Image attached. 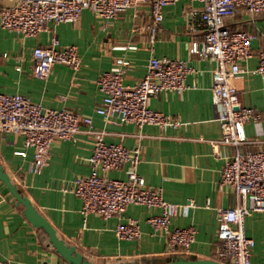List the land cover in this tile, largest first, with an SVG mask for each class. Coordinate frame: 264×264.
Returning a JSON list of instances; mask_svg holds the SVG:
<instances>
[{
  "label": "crops",
  "instance_id": "0c3cea01",
  "mask_svg": "<svg viewBox=\"0 0 264 264\" xmlns=\"http://www.w3.org/2000/svg\"><path fill=\"white\" fill-rule=\"evenodd\" d=\"M16 1L0 0V12ZM199 7L200 3L189 0L165 6L154 42L150 41L149 2L132 6L108 22L84 9L78 21L49 23L36 36H25L0 24V92H19L46 107L73 108L92 117L96 127L104 128L107 141L128 147L141 143L138 171L145 186L162 187L163 196L169 201L195 202L186 213H178L171 220V226L194 225L195 240L188 251L170 252L164 231L153 229L148 222L149 216L161 212L159 207L131 203L122 215H84L81 198L62 189L90 173V133L80 132L76 141L53 140L48 164L34 172L30 170L33 149L25 146L24 136L5 132L0 137V162L5 170L55 226L59 236L75 245L92 264H154L176 255L219 260L221 241L216 209L234 206L239 199L234 189L221 181L225 156L232 147L220 145L216 150L211 142L220 137L218 108L211 90L216 61L189 50L191 40L202 39L199 18L192 20L193 28L188 18L189 11ZM229 24L256 34L252 40L254 54L242 65L235 81L241 104L255 107L263 118L260 127L252 120L246 123L247 135L255 142L244 148H264V76L244 71L246 66L254 68L258 64V52L264 46V14L252 15L241 8ZM53 35L58 36L60 46L75 44L82 63L77 70L55 63L51 74L41 78L33 73L32 52L36 46L48 45ZM122 46L128 47L122 50ZM153 55L185 59L194 68L186 77L188 87L183 92L163 90L151 99L154 109L179 119L181 124L162 128L146 123L140 128L131 122H107L95 110L102 100L97 83L100 73L110 69L118 56H124L128 61L125 82L134 84L146 74ZM126 167L127 164L107 174L126 178ZM130 217L139 220L140 238L123 239L117 235V223ZM244 225L246 234L254 239L251 264H264V211L246 215ZM45 232L29 221L23 205L17 204L0 180V264H70Z\"/></svg>",
  "mask_w": 264,
  "mask_h": 264
},
{
  "label": "built area",
  "instance_id": "2783aa9c",
  "mask_svg": "<svg viewBox=\"0 0 264 264\" xmlns=\"http://www.w3.org/2000/svg\"><path fill=\"white\" fill-rule=\"evenodd\" d=\"M179 0H17L2 8L0 24L25 36H36L49 23L76 22L84 9H90L106 22L132 6L149 2L152 23L151 42L160 26L167 5ZM200 3L189 11V26L199 18L202 39L189 43L191 53L212 57L216 66L212 71V101L218 108L220 137L211 142L218 150L220 145L232 147L225 156L221 181L231 186L239 201L234 206L217 207L218 238L221 247L220 261L226 264H251L254 239L245 232V216L253 211H264V148L246 149L255 142L246 132V123L254 121L260 127L262 113L253 106L242 105L236 78L242 65L253 56L252 40L256 34L249 29L229 24L238 9L252 15L264 14V0H189ZM129 46V45H128ZM128 46H122V50ZM132 47V46H131ZM125 51V50H124ZM258 64L244 71L264 76V46L258 52ZM33 73L47 78L55 63H64L77 70L81 57L75 44L60 46L57 35L48 45H39L32 52ZM20 68V66H18ZM128 61L118 56L114 65L102 71L97 79L102 100L95 110L107 122H131L138 127L152 123L162 128L178 127L181 121L151 106V99L160 91L178 93L187 87L186 77L194 68L185 59L169 56H151L146 74L134 84L125 82ZM117 118V119H115ZM5 132L24 136L26 147L33 149L30 170L41 171L48 164L52 142L55 139L76 141L80 132L90 133L93 147L90 155L91 171L79 176L71 186L64 185L82 200V213H96L103 218L122 215L131 203L159 207L161 212L148 217L155 230H163L170 252L183 253L195 240L194 225L171 226L178 213H186L194 201L177 203L164 198L162 187H146L138 166L142 161V145L128 147L107 141L104 128L96 127L93 119L77 110L62 106L46 107L22 93L0 92V137ZM24 153V151H19ZM127 164L126 178L111 177L108 171ZM116 232L120 238L133 239L142 235L139 220L130 217L118 222ZM45 264H55L47 262Z\"/></svg>",
  "mask_w": 264,
  "mask_h": 264
},
{
  "label": "water",
  "instance_id": "95a60500",
  "mask_svg": "<svg viewBox=\"0 0 264 264\" xmlns=\"http://www.w3.org/2000/svg\"><path fill=\"white\" fill-rule=\"evenodd\" d=\"M0 180L4 182L10 192L16 198L17 204L23 205L24 214L29 221L37 226L43 228L49 235V240L65 260L70 264H92L84 255L77 250L75 245L69 244L65 239L61 238L55 226L50 220L42 214L36 207L29 196L24 194L22 189L12 180L5 167L0 162ZM154 264H226L220 260L212 258H197L196 255H191L189 258L184 255L169 256L165 261Z\"/></svg>",
  "mask_w": 264,
  "mask_h": 264
},
{
  "label": "trees",
  "instance_id": "16d2710c",
  "mask_svg": "<svg viewBox=\"0 0 264 264\" xmlns=\"http://www.w3.org/2000/svg\"><path fill=\"white\" fill-rule=\"evenodd\" d=\"M233 28H236V27H233ZM241 28V27H240ZM16 183V182H15ZM17 184V183H16ZM18 185V184H17ZM45 233H47V232H45ZM48 235V234H47Z\"/></svg>",
  "mask_w": 264,
  "mask_h": 264
}]
</instances>
